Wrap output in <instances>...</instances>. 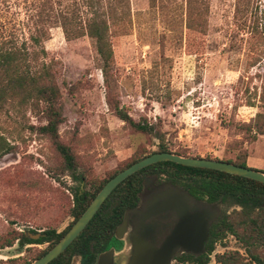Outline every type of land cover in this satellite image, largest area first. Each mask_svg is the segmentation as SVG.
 Listing matches in <instances>:
<instances>
[{
  "label": "rangeland",
  "instance_id": "374dc122",
  "mask_svg": "<svg viewBox=\"0 0 264 264\" xmlns=\"http://www.w3.org/2000/svg\"><path fill=\"white\" fill-rule=\"evenodd\" d=\"M38 2L0 0V43L27 40ZM234 4L209 0L207 27L198 33L185 27V0H159L154 8L149 0H129V23L111 33L106 77L87 37L67 41L60 28L51 29L39 60L54 70L63 118L58 141L80 170L103 178L136 154L156 152L162 142L183 157L225 161L242 155L247 167L264 172V134L254 127L258 114L263 117L257 124L264 126V47L255 62L261 47L252 51L247 31L234 25ZM116 108L152 126L153 133L135 132L114 115ZM44 125L37 109L0 112V136L14 146L0 159V242L14 234L59 233L73 220L76 183L62 173L54 141L40 131ZM46 246H20L17 240L0 248V262ZM232 251L244 254L227 235L214 245L209 264Z\"/></svg>",
  "mask_w": 264,
  "mask_h": 264
},
{
  "label": "trees",
  "instance_id": "16d2710c",
  "mask_svg": "<svg viewBox=\"0 0 264 264\" xmlns=\"http://www.w3.org/2000/svg\"><path fill=\"white\" fill-rule=\"evenodd\" d=\"M149 3L152 8L159 6V0H149ZM32 6L35 8L30 16L32 26L27 40L19 43L16 37H12L0 43V112L26 107L41 111L46 125L40 131L54 141L62 157V173L67 172L76 183L70 212L73 220L59 233L54 229L43 231V237L38 240H30L24 234H14L12 238L2 240L0 248L11 247L17 240L20 246H47L36 250L29 257L13 258L1 264H30L42 257L67 233L111 178L151 154L173 152L161 142L156 152L136 154L129 162L100 179L80 170L71 150L58 141L57 131L63 119L61 91L51 63L39 60L46 56L43 44L51 38L50 31L53 28H60L67 41L87 37L95 48L101 74L106 77L112 59L111 33L112 30L121 31L129 23V0H39L38 5ZM208 11L209 0H185L186 29L203 33L208 23ZM233 20L237 28L247 31L252 51L255 52V46L261 47L256 48L255 58V62L260 61L264 47V0H235ZM113 113L135 132L144 135L153 133L152 126L146 122L133 121L123 110L116 108ZM262 117L261 114L257 115L254 126L256 133L261 135L264 134V126L257 124V120ZM241 127L251 129L250 125ZM13 150L14 146L0 136V159ZM223 162L247 167L246 157L242 155ZM150 175L157 176L162 182L180 185L198 198L209 202L220 200L223 204L235 206L232 212H222L221 217L212 224L205 253L181 256L177 262L208 264L214 243L230 235L241 245L244 254L224 252L216 256L219 264H264V184L224 172L172 162L149 165L123 180L77 238L48 264H69L71 257L76 254L83 256V264H94L97 254L110 246L124 210L136 206L141 182Z\"/></svg>",
  "mask_w": 264,
  "mask_h": 264
},
{
  "label": "water",
  "instance_id": "95a60500",
  "mask_svg": "<svg viewBox=\"0 0 264 264\" xmlns=\"http://www.w3.org/2000/svg\"><path fill=\"white\" fill-rule=\"evenodd\" d=\"M172 162L183 166L202 168L224 172L227 174L247 178L264 184V172L250 167H241L220 160H210L203 158L183 157L174 153H154L151 154L124 169L111 178L96 194L90 204L80 217L73 223L67 233L54 245L45 255L33 261L30 264H48L59 256L65 249L77 238V236L85 229L88 223L97 213L103 202L110 193L127 177L138 172L139 170L158 163ZM177 194L173 190H163L156 192L143 203V210H127L128 212H138L142 218H149L166 211L175 210L176 203L172 196ZM187 199H192L187 196ZM184 221L178 224L176 230L164 242L158 244L156 237L146 236L142 230L128 232L127 214L124 216L123 222L117 226L114 237L124 243L119 250L110 248L101 252L96 260V264H172L178 256L174 253L175 248L181 245L184 249H191L194 239L199 236L198 250L201 251L204 241L207 239L208 228L206 222L201 224L200 231L197 229L195 217L200 213L189 215L186 208L183 209ZM40 233L36 235H28L29 238L37 240L42 237Z\"/></svg>",
  "mask_w": 264,
  "mask_h": 264
},
{
  "label": "flooded vegetation",
  "instance_id": "af4514ba",
  "mask_svg": "<svg viewBox=\"0 0 264 264\" xmlns=\"http://www.w3.org/2000/svg\"><path fill=\"white\" fill-rule=\"evenodd\" d=\"M141 183H142V188L137 194L138 201H137L136 206L133 208L125 209L123 212L122 218H121V222L118 224L120 225L123 222L124 216L127 214L128 219H127L126 229L128 232L142 230L140 232L144 231L143 233H145L146 236L156 237L157 238L156 242L158 244H161L162 242L165 241V239H167L170 235H172V233H174L178 224L184 221L185 219L184 213H183L184 208H186L187 214L189 215L200 213L199 216L195 217L197 229L199 231H200L202 223L206 222L207 224L208 234H207V239L204 241V246L202 247V250L201 251L198 250V244H199V236H198L194 239V242L192 243V247H190L191 249H184L181 245H178L175 248L174 253L178 255L174 260L175 262H177V259L181 256H198V255L205 253L206 246H207L208 239H209V231H210L212 224L221 217L222 212L225 211L229 213V209L233 210L235 208L233 204H223L220 200L209 202L206 199L198 198L192 193H190L188 190L183 188L182 186L162 182L155 175L147 176L144 180H142ZM163 190H173L177 192L175 196H172L173 200L176 203L175 210L166 211L164 213H160V214H157L155 216L145 218V219H143L142 215L138 212L126 213L127 210L142 211L143 210L142 205L144 201L147 198H150L156 192L163 191ZM187 196H191L192 199H187ZM114 232H113V240L110 246H108L107 249L102 250L101 252L109 250L110 248L119 250L123 247L124 243L120 240H117L114 237ZM41 235H43V233ZM217 242L218 241H216L214 245ZM214 245H213V250L211 254L214 251ZM101 252L97 254L94 264H96L97 257ZM211 254L209 255V257L211 256ZM83 260L84 259L81 254H76L71 257L69 264H83ZM186 262H189V261H186ZM179 263H185V262H179Z\"/></svg>",
  "mask_w": 264,
  "mask_h": 264
}]
</instances>
